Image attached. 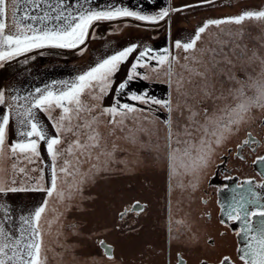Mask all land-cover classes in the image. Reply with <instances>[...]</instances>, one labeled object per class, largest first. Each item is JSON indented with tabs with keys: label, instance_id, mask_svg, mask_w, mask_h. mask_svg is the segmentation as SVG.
<instances>
[{
	"label": "rangeland",
	"instance_id": "rangeland-1",
	"mask_svg": "<svg viewBox=\"0 0 264 264\" xmlns=\"http://www.w3.org/2000/svg\"><path fill=\"white\" fill-rule=\"evenodd\" d=\"M38 3L39 8L33 9L30 5L32 9L29 10L42 16L45 12L51 13L48 4L56 5L58 0H38ZM64 4L70 6L73 12L120 7L142 15H156L167 9L169 15L158 22L133 17L94 22L89 37L78 48H36L14 60L7 81L10 123L4 152L0 155V187L4 188L0 192V226L23 240L31 231L30 224L25 221L35 225L34 212L43 206L45 211L38 224L43 238L45 264H133L131 256L135 253L139 255L143 247L141 244L148 237L137 235L129 228L130 214L125 210L132 202L150 200L152 211L161 202L163 209L167 184H171L174 205L191 198L196 202L202 185L222 165L248 168L234 154L237 144L248 132L262 135L264 110L259 108L252 110L246 117V123L240 125L237 131L226 134L220 144L209 138L212 150L206 165L193 169L192 158L182 155L186 145L176 141L196 143L201 137V132L193 131L189 120L190 107L200 113L197 119L202 124L205 110L212 113L235 103L229 89L238 85L229 79L230 74L241 80L248 76L264 80V19H246L241 24L225 22L218 26L209 25L196 42L195 52L186 53L182 48H176L175 44L177 41L190 42L198 29L210 20H227L246 11H264V0H64ZM34 23L38 27H53L60 22L50 19L44 24L39 21ZM133 45L137 46L136 49L120 63L111 77L112 87L108 93L99 100L93 99L87 92L81 97L84 104L94 106V110L82 112L79 119L74 117L71 120L72 125H81L75 134L67 132L65 127H57L58 124L66 126L68 123L60 121L64 115L62 109L48 112L32 108L36 121L48 137L59 136L61 139L56 146V160H53L45 141H38L36 154L18 151L13 156L9 145L24 141L26 137L20 133L28 130L20 122L24 117L19 113L31 107V98L38 95L35 89L58 92L65 87V82L76 81L79 75L103 59ZM149 49L152 50L149 54L153 56L163 54L167 49L170 59L178 57L171 62V77L168 64L158 67L156 72L151 71L157 64L151 60L147 67L137 68L138 73L147 74L149 79L134 78L128 88L120 92L119 83L130 75L132 64L136 63L140 52ZM211 49L218 53L214 58ZM210 61L218 63L205 82L194 72L204 71L205 65L211 69ZM145 90L157 98H170L174 111L169 113L158 106H152V110L148 111L145 105L130 99L132 93ZM205 92L212 95L205 96ZM248 94L251 95V92ZM117 101L121 105L133 104L145 111L131 113L122 124L114 126L108 123L107 115L100 113L104 108L115 106ZM177 103L181 106L179 109H176ZM93 117L98 122L93 123L91 129L83 127L85 123H91ZM169 118L171 142L169 128L165 124ZM186 130L193 131V135H185ZM95 133H99L98 145L91 147L94 141L89 136ZM77 139L87 147L75 146ZM70 147L71 152L68 151ZM174 149H181V152L173 153ZM170 154H174L176 159H172ZM182 162L189 166H181ZM63 167L68 169L67 173L60 171ZM53 169L57 174V189L50 196L48 190L51 188ZM61 192L63 198L59 195ZM145 213L146 210L141 215ZM203 238L191 246L201 251L205 248ZM101 241L113 246V256L105 254ZM187 242L174 248L181 246L188 249L190 244ZM218 247L213 250L216 254L218 250L222 252L225 249ZM190 259L193 263L195 257L190 255Z\"/></svg>",
	"mask_w": 264,
	"mask_h": 264
},
{
	"label": "snow or ice",
	"instance_id": "snow-or-ice-1",
	"mask_svg": "<svg viewBox=\"0 0 264 264\" xmlns=\"http://www.w3.org/2000/svg\"><path fill=\"white\" fill-rule=\"evenodd\" d=\"M25 2L33 9L39 8L40 3L38 0H25ZM210 2V0H209ZM12 4V24L9 25L6 22L8 16L9 0H0V61L10 60L23 53L29 52L32 49L44 48V47H56V48H78L83 45L86 39L89 37V28L94 22L99 21H111L118 17H133L141 21L158 22L163 20L169 15V10L164 9L159 11L156 15H142L136 11H130L127 8H109L107 10H91L84 9L73 12L70 6L64 4V0H58L56 5L48 4L50 12H45L42 16L34 15L32 12L25 10L23 14L17 19V13L20 9V0H11ZM67 11V15H65ZM55 20L60 22L53 27L36 26L34 22L39 21L44 24L48 20ZM246 19H264V11H246L240 16L227 18V20H210L206 24L200 27L190 42L181 43L176 42L175 47L182 48L184 52H195L196 42L201 39V34L205 32L209 25H220L225 22L241 24ZM136 45L125 48L116 54L111 55L108 58L100 61L96 66L90 68L85 73L79 75L76 81L68 84L65 82V87L54 92L52 90L35 89L38 95L31 98V107L25 112L19 113L24 117L20 122L25 125L27 131L21 132L20 135L26 137L24 141H18L15 144L9 145L10 151L15 156L19 153H32L36 154L38 149V141H45L47 149L52 155L53 160H56L58 151L56 146L61 143L59 136L49 138L46 131L40 126L35 119V115L32 112V108L41 109L51 112L56 108L62 109L64 115L60 117V121H68L67 125L58 124L57 127H65L67 132H73L75 134L81 127V125H72L71 120L75 117L79 119L82 112H92L94 106H87L82 101L81 97L87 92L93 96V99L99 100L103 95L108 93L109 88L112 87L111 77L115 74L118 66L121 62L125 61L128 56L136 49ZM152 50L142 51L137 58L136 63L132 64L130 75L127 79L118 85L120 92H124L128 88L129 83L134 78L149 79L147 74H141L137 72V68H145L148 66V61L155 60L157 64L151 68V71L156 72L158 67L168 64L169 76L171 77V62L178 59V57L172 56L167 49H164L163 54L150 55ZM210 52L214 58L216 51L211 49ZM147 57V59H145ZM187 60L188 57L186 56ZM231 63V61H228ZM212 68L204 66V71L196 70L194 75L200 77L205 82L209 79V72L215 70L216 63L212 62ZM182 79V78H181ZM229 79L233 81L238 87L229 89V95L233 97L234 104L225 105V107L218 109L216 112L204 111V123H200L197 117L199 112L193 111L189 108V120L193 126V131L201 132V137L198 142L193 143L190 140L180 141L176 143H183L186 147L182 150L184 157L192 158L191 167L206 165L207 157L212 150V144L209 138H214L216 144H220L225 138V135L233 131H237L238 127L243 123H246V117L248 114L259 108L264 110V80H255L251 76L241 80L233 75H229ZM182 86V85H181ZM207 86V85H206ZM251 92V95L248 93ZM211 92H205V96H211ZM15 99V97H13ZM132 101H137L147 107L148 111L152 110V106H158L159 109H167L169 113L174 111L173 101L169 99L157 98L154 95H150L147 90L140 93H132L130 95ZM226 99V97H225ZM5 104L4 93L0 92V105ZM181 106L176 104V109ZM143 112L145 109L137 108L133 104H119L116 102L115 106L104 108L100 115H107L109 117L108 123L115 125L122 124L124 119L131 113ZM119 117L120 119H117ZM147 118V117H145ZM96 117L92 118L91 123H85L83 127L92 128L93 123H97ZM10 123V116L3 115L0 119V155H3L5 138L8 125ZM165 124L169 128V141L171 142V119L165 121ZM95 132L94 129H92ZM193 131L185 132V135L191 137ZM251 135V134H249ZM99 133L89 136V139L94 141L91 147L98 145ZM245 144L249 141H245ZM77 147H87L82 145L77 139L74 141ZM69 152L72 151L70 147ZM181 152V149H174L173 153ZM193 153L195 156L193 157ZM172 159H176L174 154H170ZM30 158V157H29ZM68 163L67 161L65 162ZM183 167L189 165L183 164ZM23 171V170H21ZM61 172H68L66 167L60 169ZM57 174L55 169L52 172L51 188L48 190V194L51 196L53 191L57 189ZM9 191H16V189H8ZM4 188L0 187V192H3ZM63 198V193H59ZM237 196L239 199H237ZM235 204L232 206L228 215L232 220H242L245 227L241 230L245 236L246 241H254L255 244L247 242L245 248L242 249L240 260L243 264H264V206L258 207L254 211H249L248 205L253 203L246 198L243 193H238L233 196ZM45 208L42 206L35 210L34 221L35 225H32L31 221H25L30 224L31 231L28 233L25 239L17 238L15 233H10L5 230L3 226H0V264H45V257L43 256L44 246L42 233L39 230V220ZM252 217H261V219L253 226ZM10 219V217H9ZM251 234V235H250ZM103 243V242H101ZM180 264H183V260H180ZM222 264H229V258H224Z\"/></svg>",
	"mask_w": 264,
	"mask_h": 264
},
{
	"label": "flooded vegetation",
	"instance_id": "flooded-vegetation-1",
	"mask_svg": "<svg viewBox=\"0 0 264 264\" xmlns=\"http://www.w3.org/2000/svg\"><path fill=\"white\" fill-rule=\"evenodd\" d=\"M245 141L249 143L245 144ZM234 155L243 160L242 165L246 164L248 168L222 165L213 172L208 182L202 185L196 202V199L191 198L174 205L171 184L166 185V202L163 209L161 202L157 203L158 206L153 211L150 208V200L132 202L125 210L130 214L129 228L135 230L137 235L148 237L141 244L143 247L139 255L136 256L135 253L131 256L130 261L133 264H180L181 259L183 264H222L226 257L229 258V264H243L240 260L241 250L247 242L254 241H246L241 231L245 227L243 221L230 219L228 213L235 204L233 196L238 193H243L248 200L253 201L248 205L249 211L264 206V131L262 135L248 132L237 144ZM145 210V215H141ZM251 219L255 227L261 217ZM203 236L205 248L198 251L191 245H196ZM185 241L190 244L188 249L181 246L174 248ZM101 242L105 254L113 256V247L110 249L112 255H108V249L104 247L105 241ZM218 246L225 249L222 252L218 250L216 254L213 250ZM134 250L136 248L133 252ZM190 255L195 257L193 263Z\"/></svg>",
	"mask_w": 264,
	"mask_h": 264
},
{
	"label": "crops",
	"instance_id": "crops-1",
	"mask_svg": "<svg viewBox=\"0 0 264 264\" xmlns=\"http://www.w3.org/2000/svg\"><path fill=\"white\" fill-rule=\"evenodd\" d=\"M29 6L30 5L27 4L25 0H20V9H19V12L17 13V19L23 14V12L26 9H28V11L32 12V14L34 15H38L37 13H34L32 10H29L31 8V6L30 7ZM12 10L13 8H12L11 0H9L8 16L6 18V22L9 25L12 24ZM91 27L89 28V30H91ZM24 54L25 53H23L22 55L16 56L10 60L0 61V92H3L4 97H5V104L0 105V119H2L3 115H8V112H9L8 100H7V81H8V76L10 74V71H12L10 70L12 69L11 67L12 63L14 62V60L21 58Z\"/></svg>",
	"mask_w": 264,
	"mask_h": 264
},
{
	"label": "water",
	"instance_id": "water-1",
	"mask_svg": "<svg viewBox=\"0 0 264 264\" xmlns=\"http://www.w3.org/2000/svg\"><path fill=\"white\" fill-rule=\"evenodd\" d=\"M253 244H255V242H252ZM106 249H108L107 251V254L108 255H112V251L110 250L113 246L111 244H108L105 242V246H104Z\"/></svg>",
	"mask_w": 264,
	"mask_h": 264
},
{
	"label": "trees",
	"instance_id": "trees-1",
	"mask_svg": "<svg viewBox=\"0 0 264 264\" xmlns=\"http://www.w3.org/2000/svg\"><path fill=\"white\" fill-rule=\"evenodd\" d=\"M63 49H68L69 50V48H63ZM73 49V48H72Z\"/></svg>",
	"mask_w": 264,
	"mask_h": 264
}]
</instances>
